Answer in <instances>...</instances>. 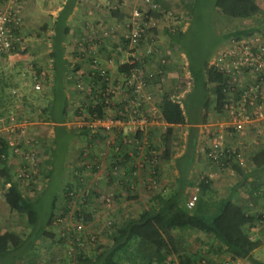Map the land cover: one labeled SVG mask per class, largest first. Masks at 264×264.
Returning a JSON list of instances; mask_svg holds the SVG:
<instances>
[{"label": "trees", "instance_id": "16d2710c", "mask_svg": "<svg viewBox=\"0 0 264 264\" xmlns=\"http://www.w3.org/2000/svg\"><path fill=\"white\" fill-rule=\"evenodd\" d=\"M157 2L160 3L161 0L160 2L157 0ZM75 3L76 0H67L56 21L57 32H55L56 35L53 39L57 49L50 54L60 61H62L61 52H63L62 34L66 35L68 32V27L65 26L66 18ZM160 6L165 8L166 4L161 2ZM186 6L189 20L192 23V10L190 11V8H188V4ZM9 10L14 13L12 9ZM212 11L234 18H249L262 13L257 0H214ZM118 12V9H116L113 14L117 17ZM18 21H15V16L12 15L9 27L13 35L14 31L18 30L15 24L19 23ZM14 26L16 27L14 28ZM61 26L63 30H59ZM190 26L192 24H189ZM183 27L181 29V22H178L174 31H167L168 37L174 43V46L179 45V40L186 31L184 30L186 28ZM262 30H264V24L224 32L221 36L225 44L218 51L232 40L248 37L255 32H262ZM187 60L191 86L185 90L184 95L180 96L179 100L170 97V93L174 91L178 93L179 89L176 88L174 91H170L171 88L167 87L164 75L160 76L162 79H154V84L159 83L161 86L156 102L160 108L161 119L167 125L161 132L160 142L157 146V149L161 152L160 158L169 160L177 151H180V148L182 149V146L185 147L182 154L175 158V165L178 170L175 184L166 194L155 192L151 198V205L140 211L135 218L113 221L106 235L107 243L98 245L95 248L96 251H85L83 246H79L73 240H70V255L60 264H173L174 261L168 262V257L172 256L176 257L178 264H211L214 262L215 256L218 257L223 254H229L232 259H244L249 264H264V259L255 256L256 250L261 245V239L252 235V228L256 225H263L261 229L264 231L262 211L248 214L242 205L234 200L233 195L235 190L243 189L248 190L250 194H255L256 197H258V193H261V198H264V144L251 150L248 155L245 154L242 164L229 160L227 165L236 173V180L233 183L230 195L220 197L212 193V181H209L207 176L206 180L200 179L202 173L217 169L216 164L206 157L209 145L206 142L202 149V155L209 168L197 177V186L201 193L198 195L194 206L192 208L186 206L184 187L193 183L189 178V173L194 163L199 159V125L207 121V113L210 110L216 113L221 112L224 86L227 82L225 74L217 71L213 65L209 66L210 59L199 62L188 55ZM62 62L65 63V60ZM168 63L169 61L163 66L162 70L164 72L169 70ZM125 66H119L120 71L124 70ZM63 69L60 64L57 72L58 77L63 76V72L66 71ZM58 77L54 76L52 100H56L58 95L60 97L62 93L64 94V85L60 83ZM175 82L177 85L178 82L176 80ZM181 87H183L182 84ZM61 97L63 100L59 108V116L55 118L57 120L55 124L57 128L61 126L62 129H66L65 124L73 114H70L69 117L66 100L63 95ZM51 105L52 103L48 104L49 113L51 112ZM88 110L92 112L91 108ZM178 126L186 128L187 132L184 139L175 140L174 130ZM87 130V127L83 126L78 130H69V134L65 133L67 136L87 135ZM52 140L54 143L52 152L41 163L40 166L42 167L38 166L36 172L30 174L31 180H35L38 174H41L40 168L46 176L52 178L54 158H56L55 150L58 147L56 139L53 138ZM246 150L248 151L247 148ZM11 155H16V153H14L13 146L9 143V138L5 134L0 135L2 201L11 210L17 211L19 214L27 213L29 230L30 227L31 230L24 237L14 230L0 227V264H14V261L22 252H30L40 239L49 238L54 240L56 236L51 230V226L53 222L55 223V220L57 221V216L63 218L67 215L69 212L68 205L73 199L69 192L74 185L70 180H67L63 187L60 185L64 198V204L61 207L62 212L56 216L55 207L58 196L54 195L45 223L36 227L37 211L35 204L38 201L37 196H27L22 192L19 184L20 180L16 177L15 170L10 164ZM78 158L80 164L77 163L74 169L80 174L84 170L86 171L87 164L83 157H80V152ZM70 161H73V159ZM47 165L48 169H46ZM24 166L25 163H22L20 167ZM90 195L89 193L87 196ZM94 197L98 199L97 195H94ZM82 204L83 206L76 207V213L79 215L87 211L86 201H82ZM75 205H80V201L77 200ZM90 218L91 216L88 215V219L84 218L82 222L86 223ZM71 231L72 229H64V236H59L58 241L63 242ZM186 231H191L192 237L196 235L199 239L203 236L207 239L211 238L210 243H207L208 241L205 239L207 246L203 255H199L197 251L188 248ZM130 247H134L133 253H135L134 256H139L138 261L136 258L131 261L124 254Z\"/></svg>", "mask_w": 264, "mask_h": 264}, {"label": "built area", "instance_id": "2783aa9c", "mask_svg": "<svg viewBox=\"0 0 264 264\" xmlns=\"http://www.w3.org/2000/svg\"><path fill=\"white\" fill-rule=\"evenodd\" d=\"M15 8L16 6L12 9L14 13L10 10L0 11V60L14 48L16 38L9 24L12 15L15 16V21L19 20L20 12L18 7ZM158 10L159 6L155 0H141L139 5L131 10L126 30L121 33L118 45L115 46L116 51L124 54L118 65H126L127 68L125 66L124 70L113 75L101 65L97 54L94 53L95 44L105 45V40L109 38L108 32L99 28L100 34H97L94 45L88 47L92 52L88 68L74 73L75 88L82 93V102L77 109L72 110L71 114L76 112V116L69 120L67 127L78 130L86 126L88 129L87 135H81L85 142L80 151V157H83L87 164L86 171L79 174L74 169L80 161L69 162L72 180L75 179L77 183L71 181L74 187L69 195L73 199L68 207H74L75 213L77 198L80 204L86 201L87 207L90 200H97L93 194L98 196L106 209L112 208L116 192H100L95 182L90 187L84 179V175H95L104 165L107 166L109 174L119 180L126 177V181L131 183L133 178H137L148 194L159 186L161 153L157 146L160 138L157 142L154 139L167 125L161 119L160 108L156 102L161 86L159 83L155 85L154 79H162L160 76L165 74L162 69L167 61L160 55L157 36L153 33L155 26L152 14ZM163 14L165 18L171 17L169 12L163 11ZM154 58L155 61L152 62ZM212 65L227 76V82L224 86L220 118L217 122L207 121L201 126L203 137L209 143L206 157L217 166L216 170L200 175V179L206 180L207 176L209 181H214L223 173L234 174L227 165L229 160L240 164L244 161L243 149L237 144L226 145L225 138L259 131L261 123L264 122V30L232 40L209 61V66ZM188 79L191 83L190 75ZM178 89V93H170L171 98L180 99L184 89L181 86ZM11 131L13 127L8 128L0 123V135ZM9 143L13 146L14 153L25 163L24 167L15 170L16 177L20 181L30 182V174L35 173L38 167L37 148L27 142L23 145L10 141ZM89 193L91 195L88 197ZM198 195L196 188L186 202L188 208L194 206ZM90 211L93 213L89 209L81 215L76 213L77 221L71 228H67L72 229L67 236L68 243L73 240L77 245L84 246L98 241V234H85L83 230L82 220L87 218L84 214ZM95 215L99 218L98 213ZM261 217L264 222V210ZM62 219L64 217L57 216V221ZM111 224L112 220L104 221L100 232L107 230ZM221 264L237 263L227 260Z\"/></svg>", "mask_w": 264, "mask_h": 264}, {"label": "rangeland", "instance_id": "374dc122", "mask_svg": "<svg viewBox=\"0 0 264 264\" xmlns=\"http://www.w3.org/2000/svg\"><path fill=\"white\" fill-rule=\"evenodd\" d=\"M31 1L29 0L27 4H25V1H21V5L19 4L21 6L20 9L25 12L27 7L33 6L34 0ZM102 1H104V3H102ZM76 2L77 7H79V2L84 4L87 3V6H89L90 3L92 8L96 7L104 9L110 15L116 9H118L119 14L127 15L125 18L118 19L117 21L115 20V22L113 23L111 21L108 22V19L96 20L91 23V26H100V28H103L104 31H107L108 38L109 40H111L112 36L118 34L121 35V33L126 30L127 22L131 16V10L135 6H138L141 0H77ZM161 2H163V4H166L165 8L160 6L158 11H153V14L152 12H150V15H153H151L155 26L153 29V33H155L157 36V48L159 50V53L161 56L165 57L166 61L168 59V71H173L170 75L168 74V71H165L164 74V77L166 78V81H164L166 82L167 87L169 86L171 88L169 89L170 91H174L182 84L183 87L181 88H183L185 92V90L191 86L190 79H188V76L190 75L187 67L188 55H190L193 59L198 60L199 62H204L209 59V61H211L218 50L225 44V41L221 36L224 32L258 25L261 26L264 24V0H257L261 7L262 13H259L251 17L250 19L244 20L233 19L222 14L213 13L212 9L214 0H161ZM105 3L106 5H104ZM160 3L158 4L160 5ZM0 4H2V9L0 8V11H5L9 10L8 5H10L11 3L0 0ZM186 4H188V8H190V11L192 10L193 13L192 23L190 22L188 17ZM163 11L171 13V17L168 16L167 18H165ZM19 14L20 19L17 26H22L24 14ZM76 14L80 17V8H78ZM178 22H181V29L184 26L183 28H186L184 29L186 31L180 38L179 45L177 44V50H175L174 52L173 50L175 47H171V45L174 46V43H172L170 39L168 41V37L166 38V36L162 35L163 38H166L168 44L165 46V52H161L162 36L158 35V31L165 30L166 32H172L177 28ZM34 23V21L31 22L32 26L34 25ZM31 24L30 22L25 24V31L22 33V38L21 36L15 35L16 40L14 42V48L9 53L5 54V56L9 55L6 59L2 58L0 60V79L4 81L2 87L5 92H9L8 96H10L6 97V99H4V97L0 99V123L5 124V126H7L8 128L13 127V131L5 134L9 138L10 142H16L17 144L22 145L27 142L28 145H33L37 148L39 167H42L40 166L41 163L47 159L51 150H53L54 148L52 139L55 138L57 141L58 148L56 147L55 150L56 158H54V170L52 178L46 176L42 168H40L41 174H38L35 180L30 179V182H28L27 180L19 181L20 188L25 195L31 197L37 196L36 198L38 199V201L35 204V208L37 211V227L45 223L54 195L58 196L56 198L55 207L56 216L62 212L61 207L64 204V198L60 185H62L63 187L64 182L69 178L68 175L71 176V174L69 173L70 160L68 161L66 154L68 148L67 143H69L70 140L68 141V139H66V136L58 137L56 135L54 136V134L51 136V130L57 128L55 124L57 120H55V118L57 117L60 109H54V112L52 113L48 112L46 108L49 103L47 101H43L40 98V94L45 92L43 91V84L38 81L39 75L37 76L36 74L38 70L36 64H34L33 58H29L27 56L28 53L25 55V53H22V51L20 50V47H25L26 45L28 48V44L29 42H31L30 39H28V37H33L34 34V28H31ZM106 24H109V27ZM189 24H192V26L189 27ZM96 34L99 35L100 30L92 29V33L85 39V41L90 40L89 43H87L88 45L85 44L82 39H80V44L82 45V47L87 48L94 45ZM24 37H26L27 41H25ZM107 44L109 43L107 42ZM95 45H98V43H96ZM12 55L15 57H12ZM12 60L14 61L12 62ZM18 60L19 64H16L18 63ZM25 67L26 69H23ZM78 69L79 68L72 70L73 73L71 72L72 75L69 77L68 81L73 93V95L71 94L69 97V104H71L69 110L71 112L72 110L77 109V106H79L82 102V93L75 88L74 73ZM13 70H16V72L14 73ZM9 75H11V77H9ZM175 80L178 82L177 85ZM184 92L182 93V95H184ZM22 94H26L25 99H23ZM58 98H60L59 95L57 97L56 107L60 108ZM213 113L214 112L210 110L207 113V119L208 121L217 122V120L213 121L212 119L216 118ZM50 114L55 117L51 116ZM75 116L76 112H73V116H71L69 120L73 119ZM69 120L66 122L65 126L69 125ZM68 129L71 130L68 127L65 130L69 131ZM258 130L259 131L245 132L244 134H237V136L234 137H228L226 138L227 142L225 141V144L232 145V140H235L234 143H237V145L243 149L244 154H246L250 150H254L258 146L264 144V122L261 123V126ZM174 132L175 140H178L186 137L187 131L184 126H178L175 128ZM73 140L74 142L78 141L76 142V145L79 146L78 150L81 151L82 146L85 142L81 135L74 136L73 139H71V142ZM255 143L257 144L254 145ZM246 148H250L248 152H246ZM63 155H66V158L61 159ZM10 164L11 166H13L14 170L19 169L22 164L20 156L18 154L11 155ZM46 169H48V165ZM2 191L3 190L0 180V227L2 229L14 230L25 237L27 232L31 230V227L29 230V217L27 213L19 214L17 211L11 210L8 205H6L2 201ZM262 202L264 204L263 198ZM2 204H4V207H2ZM80 206L82 205H75V207ZM94 207L95 209L98 208L97 212L84 214V217H86L87 215V219L88 215H90L91 218L86 223H84L83 230L85 234H98L99 238L97 242L85 244L83 246V250L85 251H96L95 248L98 245L107 243L108 239L106 235L109 232V229L100 232L101 226L103 225L104 221L112 220L113 222L122 217V214L114 217L115 219L113 217H109V209H103L101 204L98 207ZM74 209V207L70 206L69 212L64 217V219H62V221H55V223L53 222L51 230L56 236L54 240H51L49 238L38 240L35 243L34 248L30 252H22L14 261V264H60L61 261L67 259L71 252V244H68L67 236L63 242H59L58 238L59 236H64V229H67L68 227L71 228L72 224L75 223L76 213L74 212ZM111 209L112 208H110V210ZM95 213H98L99 218L96 217ZM130 215H132V213H130ZM256 229L261 230V228ZM191 233V231L185 232V236L187 238L189 246L188 248L197 251L199 255H203L207 246L205 244V239L206 241H208L207 243H210L211 238L207 239L203 236L199 239V237L196 235L192 237ZM260 237L261 245L255 252V256L257 258L263 259L264 233H262ZM133 252L134 247H130L124 254L129 260L134 261L136 258V260L138 261L139 256H134L135 253ZM227 260H232L237 264H249L244 259H232L229 254H223L218 257L215 256L214 262H212L211 264H221ZM170 261H174V263H177V259L175 256L168 257V262Z\"/></svg>", "mask_w": 264, "mask_h": 264}, {"label": "crops", "instance_id": "0c3cea01", "mask_svg": "<svg viewBox=\"0 0 264 264\" xmlns=\"http://www.w3.org/2000/svg\"><path fill=\"white\" fill-rule=\"evenodd\" d=\"M4 1L11 3L10 5H8L9 9H13L16 6V8L18 7L17 9H19V12H21V14H24L23 22H22L23 25L17 26L18 23H15L17 28L18 27L19 28L18 30L14 31V35L16 36L19 35L22 38L23 37L22 33L25 31L24 30L25 24L28 22H30L31 24L32 21L35 22L33 26L31 24V28H34V34H33V37H28V39H30L31 41L28 44V48L26 45L25 47H20V50L22 51V53L24 52L25 55L28 53L27 56L29 58H33L34 64H36V67L38 69L36 74L37 76L39 75L38 81L43 84V88H44L43 91L45 92V93L40 94V98L43 101H47L48 103L52 102L51 96L53 94V85H54L53 80H54L55 75H56V78L59 76L57 75L58 74L57 72H58V68L60 67V64H61V67L66 70L63 72V76L58 77L60 80V83L64 85V89H63L64 94L62 93L60 95V98H58V100H59V107H60L62 104V100H63L61 96L63 95V98H65L66 100L67 111L70 117L71 111L69 109H70L71 104H69V97L71 94L73 95V93L71 91L72 88L69 86V83H68L69 77L73 73L72 70H75L77 68H79L78 70H86L90 63V59H91L90 54H92V52L88 49V47L87 48L82 47V45L80 44L81 43L80 39H82L85 44L89 43L90 40L85 41V39L92 33V29L100 28V26H97V27L91 26V23L93 21L108 19L107 20L108 22L111 21L113 23L115 22V20L117 21L118 19L125 18L127 15L118 14V16L116 17L113 14V12L110 15L104 9H100L96 7L92 8L90 3H89V6H87V3L84 4V3L79 2L78 3L79 7H77V2H76L73 8L68 12V16L66 18L65 26L68 27V32L66 35L62 34L63 52H61L62 53L61 59L62 61L65 60V63H63L62 61L58 60L57 57L54 58L51 54L55 52L57 49L56 45L54 44V39H53L54 35H56L55 32H57L56 31V25H57L56 21L59 17L60 11L63 9L67 0H34L33 2L35 3V5L33 3V6L27 7L25 12L20 9L21 7L20 2L25 1V4H27L29 0H21V1L14 0L15 2L13 0H8V1L4 0ZM102 3H104V1H102ZM104 5H106V3ZM1 6L2 4H0V8L2 9ZM78 8H80V11H81L80 17L76 14V11L78 10ZM231 18L244 20V19H250L251 17L249 18L231 17ZM106 25L109 27V24H106ZM16 26H14V28ZM59 30H63L62 26L60 27ZM161 31L160 30L158 31V35L159 36L164 35L167 38L168 37L167 32L165 30H163L162 32ZM166 38H163V36L161 38V46H162L161 52H165L166 50L165 46L168 44L166 41ZM24 39L25 41H27L26 37H24ZM119 40H120V34L112 36L111 40L109 39L105 40L106 41L105 45L103 44L102 46L99 44L95 45L94 53L97 54L98 56L97 58L100 60L101 65L107 68L110 74H113V75H116L118 72H120L118 61L119 59H122L124 57L123 52H118L115 50V46L118 45ZM168 41H169V37H168ZM107 42L109 44H107ZM70 43H71V46H70ZM171 47L172 48L175 47L173 50L175 52V50H177L176 48H178V45L176 46L171 45ZM8 56L9 55H6V56L4 55L2 56V58L6 59ZM12 57H15V56L12 55ZM13 61L14 60H12V62ZM16 64H19V60H18V63ZM23 69H26V67ZM13 72L15 73L16 70H13ZM168 72H169L168 74L170 75L173 71H168ZM9 77H11V75H9ZM3 82L4 81L0 79V99L2 97H4V99H6V97H10L8 96L9 92H5V90H3V87H2V85L4 84ZM22 97L23 99H25L26 94H22ZM158 97H159V92H157V98ZM56 101L57 99L53 100L54 103L52 102V105H51L52 107H50L51 113L54 112V109H59L56 107ZM46 109L49 112L48 106ZM213 114L216 116V118H212L213 121H216V120L218 121V119L221 116L220 112L219 113L214 112ZM57 116H59V114H57ZM57 124H60V123H57ZM201 126L202 124L199 125V140H198L199 159L194 163L189 173V178L193 183H190L189 186L184 187L186 201L191 197V194L196 190V188H198L197 177L201 174V172H204L209 168L208 165L205 163V160L202 155V149L205 143L207 142V140H205L203 137ZM66 131L67 130L62 129V127L60 126L59 128H54L51 130V133H52L51 136L53 134L54 136L56 135L58 137L66 136V139L68 138V141L70 140L69 143H67L68 145L67 153H66L67 158H68V161L73 159L72 162L77 163V160H79L78 154L80 152L78 150L79 146L76 145V142L78 141L74 142L73 140L71 142V139H73V137L76 135L67 136L66 133L69 134V131L67 132ZM160 136L161 134L159 136H156L154 140L157 142V139L160 138ZM228 137L229 136H227L226 138ZM226 138H225V141L227 142ZM234 141L235 140H232L233 145L237 144V143H234ZM184 149L185 147L182 146V149L180 148L179 149L180 151H177L169 160H164V159L160 160L159 171H158L159 186L150 194L144 191V188L142 187L141 182L137 178H133L131 183L130 182L128 183L126 181L127 180L126 177L125 178L121 177L122 180H119L117 177L109 174L107 170L108 168L105 165L102 166L95 175L93 174L84 175V179L86 180L85 181L86 183H89L88 186L90 187L93 186V182H95V184L97 185V190H99L100 192L111 191V190L116 192L115 202L112 203V209L111 210L109 209V212H108L109 217L114 218L122 214V217L118 218L117 221H121L127 218H135L139 214L140 211H142L147 206L151 205V198L155 192L157 193L161 192L162 194L163 193L166 194L170 191L169 189L172 188V186L175 184V180L178 177V170L176 169L175 158L179 156L180 154H182ZM249 152L246 153V155H248ZM64 158H66V155H63L61 159H64ZM69 173L71 174L70 170H69ZM235 174H236L235 172L234 174L223 173L217 179L212 181L211 183L212 193H215L217 196H220V197H226L230 195L232 191L233 183L236 180ZM68 177L69 178L67 180L74 181L73 183L75 184L77 183L75 179L72 180V177H73L72 175L71 176L68 175ZM200 193L201 192L199 191V195ZM233 193H234L233 194L234 200L238 202L239 204H241L244 210L248 214H255V212H260L264 210V204L262 202L261 193H258V197H256L255 194H250L248 190H243V189H240L237 191L235 190ZM94 195L96 196V194H93L92 196ZM100 204L102 205L104 209L105 205H103V203H101L99 199H97L96 201L90 200L87 204V209L92 210L93 212H97L98 208L95 209L94 206L98 207ZM0 205H1V202H0ZM2 207H4V204H2ZM130 213H132V215H130ZM261 227H263V225H259V226L257 225L256 227L252 228V231H253L252 235L256 236L259 239L261 238L260 235L264 233V231L262 229L257 230L256 228L260 229Z\"/></svg>", "mask_w": 264, "mask_h": 264}]
</instances>
